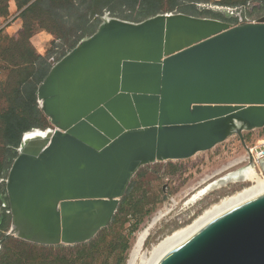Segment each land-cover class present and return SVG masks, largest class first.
I'll use <instances>...</instances> for the list:
<instances>
[{
	"label": "water",
	"instance_id": "water-1",
	"mask_svg": "<svg viewBox=\"0 0 264 264\" xmlns=\"http://www.w3.org/2000/svg\"><path fill=\"white\" fill-rule=\"evenodd\" d=\"M106 16L102 15L97 29L56 61V65L68 63L84 41L97 35ZM164 16L172 23L182 21V26L194 24L201 36L182 47L167 41L166 31V38L155 35L149 44L118 47L109 56L83 63L58 77L50 89L52 101L48 111L39 102L55 63L37 86L36 101L54 127L51 130L59 131V125L65 128L83 118L85 124L73 130L76 140L95 151L113 141L118 144L109 155L112 172L103 170V164L87 160L78 166L81 174L68 171L67 166L60 170L58 196L49 197L53 205L75 199L80 192L88 196L92 189L98 191L93 196L105 195L110 185L112 190L116 189L113 193L116 199L87 238L57 244L86 243L111 221L132 174L145 165L130 157L136 149L151 163L182 160L211 149L230 134H237L242 140V132L264 127V15L247 21L239 17L235 24L176 11L159 13L140 22L107 16L113 20L107 34H140L145 27L152 26L151 20ZM209 21L228 27L215 30L217 26ZM85 87L93 92L97 104L87 105V96L78 97ZM149 129L153 132L147 138L144 132ZM25 133L3 179L11 222L0 238V250L6 237L11 236L9 181ZM131 138L138 143L126 146L125 141ZM263 164L264 158L259 161L261 167ZM251 165L257 171L251 159L236 169ZM155 264H264V192L217 215L165 252Z\"/></svg>",
	"mask_w": 264,
	"mask_h": 264
},
{
	"label": "bare ground",
	"instance_id": "bare-ground-1",
	"mask_svg": "<svg viewBox=\"0 0 264 264\" xmlns=\"http://www.w3.org/2000/svg\"><path fill=\"white\" fill-rule=\"evenodd\" d=\"M186 20L190 19L187 18ZM181 22L172 23L170 18L164 16L151 20L150 25L152 26L148 29L145 27V31L140 34L130 35L129 33L120 32L107 34L108 27L113 24V20L107 16L104 17V24L100 32L92 39L84 41L79 49L73 53L72 59L69 60L70 62L54 65L53 74L46 82L45 90H43L40 98L39 104L41 108L47 111L50 108L52 101V98H49L50 89H52L58 77L83 63L98 59L102 55L109 56L113 54L116 50L115 48L139 45L144 42L149 44L155 35H161L166 38L167 34L169 35L167 41L183 47L201 36L194 24L190 23L191 26H189L190 24L182 26L183 23ZM209 22L217 26L215 30L228 27L218 22ZM160 31L163 33H160ZM86 89L87 87L81 89L78 92V97L84 98L87 96V105L97 104V102H94L93 92ZM101 99L97 101L100 102ZM71 124L70 126H65V128L63 125H59L57 128L59 130L61 127L59 131L51 129L43 131L33 130L24 134V145L20 149L19 158L13 165L9 181L13 218L11 236L37 245H42V243H47V245L57 243L71 244L87 238L90 232L110 212L116 199L113 194L116 189L112 190V185L107 189L105 195L93 196L98 191L92 189L88 196L80 192L77 193L78 196L75 199L62 200L56 202L55 205L49 199L51 195L58 196L59 172L64 169V166H67L68 171L81 174L82 170L78 166L87 160L94 164H103V170L108 173L114 170L109 162V155L111 148L118 146L117 141H113L105 145L101 150L95 151L73 137L75 127L85 124V120L81 118L78 122ZM150 131L151 129L145 131L144 136L149 138ZM137 143L138 141L133 140V138L125 141L126 146H134ZM44 145L45 148L42 149ZM130 157L137 160V164L151 163L144 153L138 149ZM246 158L247 154L236 158L211 175L202 178L198 182V186H196V188L199 187L198 190L190 199L193 200L201 196L202 193L214 189L225 182V180L233 181L240 175L250 181V185L219 198L216 202L204 208L189 223L172 230L156 243H153L150 249L143 250L150 230L170 211V208L166 209V212L159 211L137 234L130 250L127 264H134L136 259H139V264H155L165 252L180 244L217 215L263 193L264 173L261 170L260 172L256 171L252 165L228 172L222 180L219 179L207 183L214 175H218L244 160L246 161ZM204 183L207 184L200 187ZM45 194L48 197L43 198ZM174 205L175 203L172 201V207ZM53 219H55L54 226L52 224Z\"/></svg>",
	"mask_w": 264,
	"mask_h": 264
},
{
	"label": "rangeland",
	"instance_id": "rangeland-1",
	"mask_svg": "<svg viewBox=\"0 0 264 264\" xmlns=\"http://www.w3.org/2000/svg\"><path fill=\"white\" fill-rule=\"evenodd\" d=\"M257 5V2H249L244 7L236 6L227 8L215 4H207L198 7L201 8V10L210 11L200 12L201 15L206 16L213 13L220 15V17L224 19L223 21L229 22L230 19H233V16H237L238 13L244 16L248 15L246 13L250 10L256 11L255 15H264V8ZM80 8L83 9V6L81 5ZM20 11L21 10L17 8L15 2L10 0L8 2L7 14L5 16H0L1 82L5 81L8 76V60L10 58L8 47H6L8 40L22 25V20L19 17ZM55 12L60 22L65 26L66 36L56 38L48 31L42 28H36L29 38L30 45L34 48L35 52L39 54L41 59L45 60L49 65V69L69 51L71 41L75 40V37L82 33L81 29H78L76 32L73 30L74 26H76L74 21V19H76L75 14L72 13V15L69 16V12L62 9H58ZM105 13L109 17L136 22L133 21V17H129V13H120L119 10H117L116 13L119 14L121 18L120 16L110 15L109 12H104L102 15ZM101 16L99 17V22L96 24V28H94L95 30L101 22ZM123 17H127V19ZM250 18L253 17H249L247 20H252ZM91 31L92 28H87L86 33L82 34L86 36L80 40L90 36L93 33H91ZM38 109L43 116L42 127L33 128V130L43 131L48 128L54 129L39 108V105ZM263 137L264 127L242 132V140L237 134H230L229 137L217 143L211 149L199 152L190 158L159 161L140 166L132 174L123 195L119 199V203L113 214L114 217L121 205V210L117 213V218L113 220L112 217L111 221L94 236L93 240L96 249L93 250L91 256L87 258V260L85 259L86 261L82 263L78 262L77 264H127L130 250L137 234L159 211L166 212V209L170 208V211L150 230L143 250L150 249L153 243H156L162 237L169 234V232L189 223L204 208L216 202L219 198L250 185L251 182L244 178L238 183L228 186H226L228 183H235L238 178L233 181L225 180V182L214 189L202 193L201 196L193 200L190 199L198 190L199 187L196 188V186H198L197 184L202 178L211 175L230 161L244 156L247 150L245 147L248 148L253 146ZM1 148L0 144V159L2 154ZM18 148L19 146L15 149L16 154H18ZM245 164H247V161L244 160L220 174L214 175L207 183L214 180H222L228 172L237 170L236 168L245 166ZM259 167L264 173V164L262 167ZM5 176L0 178V185H2L4 194L3 179ZM207 183L200 185V187L205 186ZM202 195L204 196L202 197ZM172 201L175 203L173 207ZM2 213L5 215V223L4 226L0 227V238L7 232L10 222L9 207L7 204H0V214ZM6 239L8 241L7 247L10 248L12 253L10 258L21 260V264L27 263L24 260H52L54 258H61L70 262V258L74 257L79 247L77 245L67 246L64 244H57L40 248L23 244L19 241L20 239L15 236H7ZM138 262L139 259H136L134 264H139Z\"/></svg>",
	"mask_w": 264,
	"mask_h": 264
},
{
	"label": "trees",
	"instance_id": "trees-1",
	"mask_svg": "<svg viewBox=\"0 0 264 264\" xmlns=\"http://www.w3.org/2000/svg\"><path fill=\"white\" fill-rule=\"evenodd\" d=\"M10 0H0V16H5L8 11ZM18 9L19 17L22 20L21 28L9 38L8 47V76L3 82L0 81V178L6 175L12 160L16 156L15 149L19 146L22 134L33 128L42 127L43 116L38 109L36 101V89L46 76L49 65L41 59L34 48L30 45L29 38L36 28H42L51 33L56 38L66 36L64 24L58 19V9L69 12V16L75 14V32L81 29L82 33L71 41L69 51L77 42L86 35L87 28L95 31L99 17L104 12L110 15L120 16L116 13H129L133 21L140 22L148 17L159 13L182 12L186 14L204 16L200 12H210L201 10L198 6L215 4L222 7L232 8L245 6L249 2H257L264 8V0H13ZM83 6V9L80 6ZM256 8V7H254ZM207 17L222 19L220 15L210 13ZM205 16V17H206ZM121 18V16H120ZM126 18L127 17H123ZM244 21V19H242ZM231 23H237L235 18L230 19ZM72 30V29H71ZM73 32V31H72ZM78 33V32H77ZM89 33V34H91ZM7 204L6 196L0 185V204ZM121 210V205L113 217L117 218V213ZM5 215L0 214V227L4 226ZM19 240V239H18ZM23 244L33 247L44 248L46 246L32 244L19 240ZM7 239L4 240L0 253V264H21V260L11 259V250L7 247ZM77 252L70 262L61 258L52 260H24L25 264H77L89 258L96 249L94 240L87 243L78 244ZM86 259V260H85Z\"/></svg>",
	"mask_w": 264,
	"mask_h": 264
},
{
	"label": "built area",
	"instance_id": "built-area-1",
	"mask_svg": "<svg viewBox=\"0 0 264 264\" xmlns=\"http://www.w3.org/2000/svg\"><path fill=\"white\" fill-rule=\"evenodd\" d=\"M247 158L251 159L256 165L257 171L260 172L259 161L264 158V137L259 139L253 146L247 148Z\"/></svg>",
	"mask_w": 264,
	"mask_h": 264
},
{
	"label": "flooded vegetation",
	"instance_id": "flooded-vegetation-1",
	"mask_svg": "<svg viewBox=\"0 0 264 264\" xmlns=\"http://www.w3.org/2000/svg\"><path fill=\"white\" fill-rule=\"evenodd\" d=\"M242 12V11H241ZM255 12L256 11H252V10H250L248 13H246V14H248V15H250V16H248V15H242L241 13H240V15H237V16H233L236 20H238V17H241L242 19H244V21L245 20H247V19H249V17H253V18H250V19H252V20H255V19H257V18H259V17H261V16H263L262 14L261 15H255ZM241 179H242V176L240 175V177H238V180L235 182V183H228L226 186H228V185H233V184H236V183H238L239 181H241ZM225 186V187H226ZM222 188H224V187H222Z\"/></svg>",
	"mask_w": 264,
	"mask_h": 264
},
{
	"label": "crops",
	"instance_id": "crops-1",
	"mask_svg": "<svg viewBox=\"0 0 264 264\" xmlns=\"http://www.w3.org/2000/svg\"><path fill=\"white\" fill-rule=\"evenodd\" d=\"M213 1H217V0H213Z\"/></svg>",
	"mask_w": 264,
	"mask_h": 264
}]
</instances>
